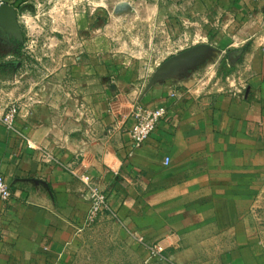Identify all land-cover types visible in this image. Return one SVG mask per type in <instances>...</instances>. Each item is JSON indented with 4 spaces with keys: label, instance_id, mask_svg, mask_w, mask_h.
I'll list each match as a JSON object with an SVG mask.
<instances>
[{
    "label": "crops",
    "instance_id": "crops-1",
    "mask_svg": "<svg viewBox=\"0 0 264 264\" xmlns=\"http://www.w3.org/2000/svg\"><path fill=\"white\" fill-rule=\"evenodd\" d=\"M26 4L9 2L17 11ZM161 5L163 28L178 23L184 8L202 19L205 33L197 35L209 50L163 74L181 53L145 72L83 55L61 79L11 83L3 102L19 111L10 126L0 112V176L11 190L9 202L0 201V264H98L88 255L95 229L125 245L129 264L128 237L145 250L134 233L166 248L160 261L145 264H264V236L253 225L264 204V0ZM16 40L0 31V53L13 57ZM213 56L241 60L229 64L245 80L217 93L197 85L189 74L213 65ZM138 105L166 107L168 115L133 150ZM43 153L54 162H43ZM71 170L106 194L109 211L98 225L84 227L90 204Z\"/></svg>",
    "mask_w": 264,
    "mask_h": 264
},
{
    "label": "rangeland",
    "instance_id": "rangeland-1",
    "mask_svg": "<svg viewBox=\"0 0 264 264\" xmlns=\"http://www.w3.org/2000/svg\"><path fill=\"white\" fill-rule=\"evenodd\" d=\"M161 1L164 0H27L26 6L18 10L22 40L14 42L13 57L0 53V112L5 114L12 106L17 107L3 102L4 97L7 102L11 99L8 96L13 91L14 80L22 81L27 87L35 82L61 79V72L64 70L66 76L71 73V67L83 55L119 58L145 72L149 67L159 68L173 54L210 43L199 38V34L204 35L206 24L191 15L189 8L181 11L178 23L163 28ZM166 11L172 19L173 11ZM164 29L168 35L162 33ZM212 59L213 65L207 66L206 61L198 66L196 73L189 74L190 77L195 74L197 85L217 93L227 91L230 83L234 88L238 80H245V74L237 73L235 66L229 64L241 60L226 56ZM26 89L21 90L23 94ZM253 225L264 236V204L256 209ZM108 235L111 236L95 229L88 255L95 256L98 264H115V258L117 264H129L125 263V245L107 239ZM126 241L133 251L132 264H145L147 252L131 237Z\"/></svg>",
    "mask_w": 264,
    "mask_h": 264
},
{
    "label": "built area",
    "instance_id": "built-area-1",
    "mask_svg": "<svg viewBox=\"0 0 264 264\" xmlns=\"http://www.w3.org/2000/svg\"><path fill=\"white\" fill-rule=\"evenodd\" d=\"M10 0H0V6L3 4L9 5ZM18 108L12 106L8 109L4 115V121L7 125H11ZM168 115V109L166 107L148 108L144 106H136L131 114L133 122L132 128L129 132L131 145L133 150H139L148 142L150 137L154 134L160 124L166 120ZM42 161L46 163L54 162L52 156L48 153L42 154ZM169 164V159H165V165ZM68 170V166L66 167ZM71 173L75 175L84 185V193L89 201V209L86 213L84 220V227L90 228L95 226L104 214L109 211L108 200L106 194L101 190L88 176H78L74 171ZM11 198V190L9 185L0 176V201L3 203L9 202ZM133 238L139 245L144 247L148 254V260L160 261L163 258V254L166 250L165 246L161 242H149L141 235L137 233L133 234Z\"/></svg>",
    "mask_w": 264,
    "mask_h": 264
},
{
    "label": "water",
    "instance_id": "water-1",
    "mask_svg": "<svg viewBox=\"0 0 264 264\" xmlns=\"http://www.w3.org/2000/svg\"><path fill=\"white\" fill-rule=\"evenodd\" d=\"M0 31L6 35H10L17 40H22V35L18 26V11L8 4L0 6ZM209 50L206 45L197 46L187 50L176 57H173L165 62L161 67L159 73H168V70L175 64L187 61L188 59L202 55L205 51Z\"/></svg>",
    "mask_w": 264,
    "mask_h": 264
}]
</instances>
